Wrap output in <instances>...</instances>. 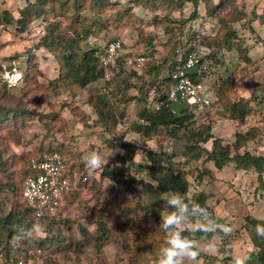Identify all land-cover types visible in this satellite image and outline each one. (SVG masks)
<instances>
[{
    "label": "rangeland",
    "instance_id": "1",
    "mask_svg": "<svg viewBox=\"0 0 264 264\" xmlns=\"http://www.w3.org/2000/svg\"><path fill=\"white\" fill-rule=\"evenodd\" d=\"M109 1L115 6L114 11L106 16L104 28H91V38L82 50L94 47L102 52L110 41L120 40L123 43L113 76L101 79L103 82L94 87L93 95L96 100L104 101L107 115L116 118L119 127L126 128L137 120L143 108L155 110L158 99L168 91V67L173 60L180 58L178 55H183L186 48L182 46L186 45L187 49L193 48L198 58H203L206 67L203 80L215 98L212 107L194 113V126L205 124L210 125L211 129L217 127L214 138L221 139L224 144L232 139L234 133L249 131L254 141L248 142L246 148L264 156V0H211L213 4L221 1L225 4L216 10L215 16H207L204 4L200 2V17L192 21L189 16L193 7L179 0H173L174 3L170 4L168 0H152L165 3L155 10L145 5L151 0ZM29 2L37 3L39 0H0V104L5 109L29 110L31 114L25 124L19 127L18 140L13 139L12 132L5 139L4 129L0 130V217L14 212L16 208L30 215L19 195V184L29 160L41 151L61 148L69 168L86 175L90 180L71 196L64 212L44 220L41 223L43 230H34L33 235L27 237L28 244L41 250V255L33 259L34 263L132 264L131 252L135 250L132 248L133 242L140 236H148L151 229L137 217L133 220L125 217L123 211L127 201L116 183L101 179L103 166L92 172L87 168L88 130L85 125L82 127L83 122L86 124L83 118H86L87 102L82 98L79 109L75 102H69V92L56 81L58 64L51 55L48 59L42 49L37 54H41V58L45 55L47 61L39 60L42 62L40 66L43 74L36 73L34 77L37 81V101L27 103L22 95L27 87L18 66H24L27 48L37 44L43 36L44 24L34 22L23 34L17 35V26L4 24L1 15L3 11H8L19 18L20 11ZM218 19L227 23L218 41L223 39L228 29L236 31L237 39L229 51L210 41L220 28ZM183 20H187V23L181 25ZM148 54L153 55L152 62L136 70L134 60ZM245 58L250 61H245ZM3 94L9 96L4 97ZM222 96L240 105L236 113L226 119L222 117ZM130 98L140 101H135L137 108L132 107L130 103L133 100ZM66 101L71 105L62 110V104ZM61 126L64 127L59 130ZM219 133L222 138L218 137ZM163 134L161 131L158 138ZM104 142L105 139H100L99 151L107 149L101 151V156L103 160L114 162L111 163L113 165L123 152L119 148L105 147ZM185 146L186 135H182L178 141H164L161 144L156 137L139 146L135 161L146 162L145 151H158L163 147L172 169L184 170L192 182L196 175L193 170L199 171L200 161L197 165ZM203 169L205 173L214 175L207 166ZM141 173L138 175L146 177L145 171ZM224 177L229 181L228 175ZM245 180V177L231 179L229 186L218 185L220 192L227 188L233 192L232 198L227 204L224 203L221 207L224 210L220 212L221 216L233 215L234 219L230 221L229 218V223L224 224L232 232L230 236L224 237L222 232L217 231L214 241H200L201 249L211 248L213 252L201 251L193 264H204L203 261L205 264H215L213 256H219L220 246L234 244L236 230L244 227L246 214L264 220V189L255 180ZM211 217L215 220L213 214ZM103 231L107 233V238L99 237ZM248 234L251 236L252 232L249 230ZM219 240L223 242L217 243ZM235 248L236 256H248L249 246Z\"/></svg>",
    "mask_w": 264,
    "mask_h": 264
},
{
    "label": "trees",
    "instance_id": "2",
    "mask_svg": "<svg viewBox=\"0 0 264 264\" xmlns=\"http://www.w3.org/2000/svg\"><path fill=\"white\" fill-rule=\"evenodd\" d=\"M168 1L169 4L174 3L173 0ZM179 1L182 4L189 3L193 7L192 14L189 16V20L191 21L200 17L198 10L200 2L204 4L207 16H215L216 10L223 8L225 5L224 1H221L219 4H213L211 0ZM163 4L165 3L152 0L145 3L150 10L163 7ZM114 9L115 6L109 0H39L37 3H27V6L20 11L19 18H15L8 11L2 12V22L8 26L16 25L18 28L17 35L23 34L29 25L34 22L39 21L44 24L42 30L43 36H41L37 44L27 48L25 52L26 58L23 62L24 66H18L22 73L23 82H25L27 87L26 90H23L22 94L27 103L37 101V81H35L34 77L36 73L43 74L39 68V56L37 54L41 53V49L50 54L58 64L57 84L69 92L71 100L77 95L82 94L85 88L92 82L104 79V70L99 66V55L101 52H98L94 47L87 51L82 50L91 38V28H104L106 16L111 15ZM220 19H218L220 28L216 31L214 38H210V41L221 45V47L229 51L237 39L236 31L228 29L223 35V39L218 41L217 39L220 37L222 29L227 24L223 23V20L221 21ZM185 23H187V20H183L181 25ZM175 45L173 46L174 50H176ZM182 47L186 48L180 60L184 62L188 52L193 51V48L187 49L186 45ZM238 47L240 49V46ZM152 56V54H148L146 57L143 56L146 60L142 66L150 64L153 60ZM245 61L249 62L250 60L245 58ZM199 63V67L204 66L203 58H200ZM178 65L179 61L173 60L168 67V76L166 78L168 91L158 99L157 108L152 111L143 108L138 113L137 120L133 121L126 131L127 133L131 132L138 135L139 142L129 139L124 140L126 132L123 134L115 132L117 127L116 118L107 115V110L104 108L106 104L104 101L102 103L100 100H96L95 96L89 97L90 111L86 113V118H83L84 120L86 119V124L84 122L83 124L88 127L87 118L89 117L87 116H96L95 124L102 126L103 132L107 135L104 138V146L109 149L119 148L122 150L123 154L117 163L103 165L100 174L101 179L114 182L119 186L121 195L127 201L126 208L123 211L125 217H128L130 220L137 217V220H142L141 223L151 229L148 236H140L133 242L134 247H131L135 248V250L130 251L132 264H152L160 247L164 244L165 234L159 227V223L161 210L164 206L162 196L165 192L171 190L178 191L183 194L185 199L196 200L209 213H212L215 204L221 200L214 201L215 195L211 192L206 193L205 189L201 187L204 174L200 171L193 170L196 175L194 180L190 182L184 170H173L169 158L163 152V147L158 149V151H145L144 156L149 163L147 169H135L128 166V163L133 162L135 152L140 145H145L147 141L156 139V137L157 142L160 144L164 141L175 142L182 135H186L185 148L190 153L192 159L200 160L203 163H212L218 171L231 164L234 165L236 170L253 171L258 175L257 181L260 187L264 188V183L262 182L264 156L257 155L246 148L248 142L254 141V137L249 131L236 132L233 142L231 144H224L221 139L214 138L210 125L200 124L197 127L194 126L193 112L185 109L183 116L176 118L170 111L169 105L171 101L168 100V93L173 87L170 75ZM114 68H111V76H113ZM203 74L204 71H201L200 76L202 78ZM191 78L194 81L198 80L196 73L191 75ZM3 96L8 97L9 95L3 94ZM130 100L140 102L136 98H130ZM220 101L224 111L222 117L225 119L234 115L240 106L235 102H229L226 96H222ZM64 103L62 104V110L71 105L67 101ZM10 109H5L0 104V130L4 129L5 139H8L10 136L9 132H12L13 139L18 140L20 137L18 129L25 124L31 114L29 110ZM63 127L61 126L59 130H62ZM161 131L164 134L158 138ZM210 140L212 141L210 150L203 148L202 144ZM16 143L18 144L19 142ZM52 150L63 152L61 148ZM42 152L44 151L40 153ZM144 171L146 172V177L139 176ZM29 173L30 167L28 166L24 176ZM89 180L87 178L86 182L80 183V189ZM21 181L19 184L20 198ZM220 197L224 199V193ZM144 200H146L145 203L143 202ZM24 205L29 210L25 203ZM16 209L14 212L0 217V249L5 252L6 258H9L13 249V243L17 238L22 241L23 246L27 249H34L32 244L27 243L28 236L25 237L23 233L27 230H33L30 235L32 236L35 227L41 226V222L34 221L31 214L28 216L25 210ZM244 221V227L236 230L234 244H227L218 248L219 256H213L215 264H232L233 257L235 256L233 254L234 245H247L250 247L248 264H264V237L258 236L256 231L258 226L264 227V221L256 219L251 215L244 216ZM249 230L252 232L251 236L248 234ZM184 234L191 239L198 242L203 241L204 243H209L216 239L215 233L205 235L196 231H186ZM99 237L107 238L108 235L103 231ZM221 241L223 242V240H219L217 243L221 244ZM203 263L205 264V261Z\"/></svg>",
    "mask_w": 264,
    "mask_h": 264
},
{
    "label": "built area",
    "instance_id": "3",
    "mask_svg": "<svg viewBox=\"0 0 264 264\" xmlns=\"http://www.w3.org/2000/svg\"><path fill=\"white\" fill-rule=\"evenodd\" d=\"M123 43L113 40L107 43L99 55V66L104 70V78L111 77V68L116 66L121 57ZM179 51L177 50L176 53ZM171 72L173 87L168 93V100L186 104V109L193 113L210 108L215 98L200 76L205 66L199 67L197 53L189 51L184 62ZM145 57L134 60L135 69L138 70ZM201 66V65H200ZM193 69L198 80L194 81L188 71ZM192 74V75H193ZM30 173L21 181V199L28 206L31 217L36 222H43L64 212L72 195L80 191L79 184L86 182L87 177L70 169L65 156L57 150L44 151L29 160ZM25 251V252H23ZM41 255L40 249H27L17 238L9 258L0 249V264H35L34 258Z\"/></svg>",
    "mask_w": 264,
    "mask_h": 264
},
{
    "label": "clouds",
    "instance_id": "4",
    "mask_svg": "<svg viewBox=\"0 0 264 264\" xmlns=\"http://www.w3.org/2000/svg\"><path fill=\"white\" fill-rule=\"evenodd\" d=\"M85 163L92 172L102 167L104 160L97 151H90L85 156ZM162 199L164 206L159 227L165 233V240L152 264H193L201 251L213 252L211 248L201 249L197 240L184 234L186 231L194 230L205 235L220 231L224 237L230 236L232 229L226 225H218L207 209L196 200L185 199L183 194L175 190L165 192ZM34 230L40 232L43 226H36ZM32 231L27 230L23 235L30 236ZM256 231L258 236L264 237V227L258 226ZM249 259L247 255H237L233 257L232 264H248Z\"/></svg>",
    "mask_w": 264,
    "mask_h": 264
},
{
    "label": "crops",
    "instance_id": "5",
    "mask_svg": "<svg viewBox=\"0 0 264 264\" xmlns=\"http://www.w3.org/2000/svg\"><path fill=\"white\" fill-rule=\"evenodd\" d=\"M45 53H46V56L49 59L50 54H48L47 52H45ZM38 56H39L38 57L39 58L38 60H42L44 62L47 61L45 55H43L44 58H41L40 57L41 55H39V54H38ZM41 63L42 62L39 61V68H40V70H41V66H40ZM102 82H103V80H98V81L92 82L91 84H89L85 88V90H84V92L82 94L77 95L73 100H71L69 102H75L76 106L79 109V107H81L80 104H79V101L82 98H84L85 99L84 101L87 102L85 104L87 106V110H86L85 113H89V111H90V107H89V97L94 96L93 95L94 94V87L97 86V85H100ZM130 104L132 105V107L137 108V103L135 101L131 102ZM87 117H89V118H87V124L89 126L88 127L86 126V128L88 130V141L87 142H88L89 152L90 151H97L98 153L101 154V151L102 150H107V149H101V151H99L100 150V147H99L98 144L100 143V139L106 138L107 135H106V133L103 132L102 126H100V125L97 126L95 124L96 116L92 115V116H87ZM82 127H84V124L82 125ZM129 127L130 126H126V128H123V127H119V125L117 124V127H116L115 132L117 134H123V133H125L128 130ZM216 128L217 127H213L211 129V133H212L213 136L217 135L215 133V129ZM222 133H223V131H222ZM234 135H235V133L233 134L232 139L228 140V142L225 143V144H231L233 142V140H234ZM218 137L222 138L223 136L221 135V133H219L218 134ZM138 138H139L138 135H136L134 133H131V132H129V133L126 132L124 140H128L129 139V140H134L136 142H139V139ZM227 139H229V138L227 137ZM211 142L212 141H208L207 143L202 144V147L205 148V149H207V150H210V148H211ZM150 150H153V149H150ZM248 150L251 151L250 149H248ZM137 151H138V149H137ZM137 151L135 153V157H136ZM154 151H156V150H154ZM104 152H106V151H104ZM251 152H254V150H252ZM254 153L258 154L257 152H254ZM135 157H134L133 162L128 163V166L134 167L135 169L136 168H138V169H142V168L143 169H147L148 168L149 163L147 161L146 162H141L140 161V162L137 163L135 161ZM199 161L200 160L197 161V163H196L197 165H198ZM107 163H108V165H112L111 163H114V162H108V160H104V164L103 165H105ZM206 166H207V169H212L214 175L213 174H210L209 172H208V174L205 173V170L203 168L206 167ZM200 167L198 166L199 171L204 174L201 187L205 189L206 193L211 192V193H213L215 195L214 198H213L214 201L215 200H218V199H221L218 203L215 204V207L212 210V212H213L212 214L215 217L216 223L218 225H224L225 222L226 223H229L227 219L231 218L230 221H232L234 219L233 215L226 214L225 216H221V213L220 212H221V210H224V209H221V207L224 205V203H226V202L228 203L229 202V199L232 198V194L231 193H233V192H231V189H229V188H227L226 190H224V192H220V187L218 185H221V186L226 187V186H229V182L231 181V179H235V180L236 179L237 180L239 179L240 180V178L243 179V177H245L246 180H249L250 179L252 182H254L253 180H255V182H256L258 175L256 173H254L253 171L246 172V171H243V170H236L234 168V165H232V164L231 165H227L222 170H219L218 171L217 169H215V167L213 166L212 163H203L202 161H200ZM209 175L210 176L212 175V177H210ZM225 175H228L229 181H227V178L224 177ZM262 182L264 183V174L262 176ZM220 193L221 194L224 193V199H222L220 197V195H221ZM258 197L261 198L260 194H258ZM222 202H223V204L220 205ZM246 215L253 216L252 214H246ZM253 217H255V216H253ZM256 219H259V218H256ZM237 246H239V245H237ZM237 246L236 245L233 246V254L234 255H235V251H236V248L235 247H237ZM37 264H39V263L37 262Z\"/></svg>",
    "mask_w": 264,
    "mask_h": 264
},
{
    "label": "water",
    "instance_id": "6",
    "mask_svg": "<svg viewBox=\"0 0 264 264\" xmlns=\"http://www.w3.org/2000/svg\"><path fill=\"white\" fill-rule=\"evenodd\" d=\"M194 72L193 69L188 71V74L192 75ZM170 111L174 114L176 118H180L183 116V112L186 109V104L178 101H173L169 105Z\"/></svg>",
    "mask_w": 264,
    "mask_h": 264
}]
</instances>
